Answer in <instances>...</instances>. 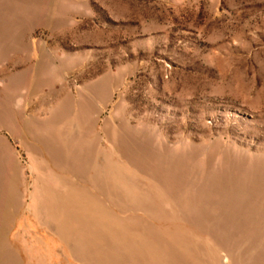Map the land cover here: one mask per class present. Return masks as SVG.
Returning <instances> with one entry per match:
<instances>
[{
	"label": "rangeland",
	"instance_id": "obj_1",
	"mask_svg": "<svg viewBox=\"0 0 264 264\" xmlns=\"http://www.w3.org/2000/svg\"><path fill=\"white\" fill-rule=\"evenodd\" d=\"M0 264H264V0H0Z\"/></svg>",
	"mask_w": 264,
	"mask_h": 264
}]
</instances>
